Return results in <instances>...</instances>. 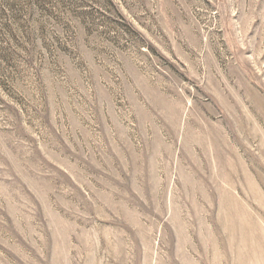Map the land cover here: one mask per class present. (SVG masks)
I'll return each mask as SVG.
<instances>
[{
	"label": "rangeland",
	"instance_id": "374dc122",
	"mask_svg": "<svg viewBox=\"0 0 264 264\" xmlns=\"http://www.w3.org/2000/svg\"><path fill=\"white\" fill-rule=\"evenodd\" d=\"M0 264H264V0H0Z\"/></svg>",
	"mask_w": 264,
	"mask_h": 264
}]
</instances>
